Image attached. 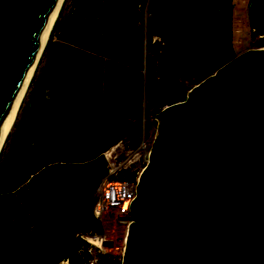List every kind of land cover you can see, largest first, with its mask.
<instances>
[{
    "label": "water",
    "instance_id": "95a60500",
    "mask_svg": "<svg viewBox=\"0 0 264 264\" xmlns=\"http://www.w3.org/2000/svg\"><path fill=\"white\" fill-rule=\"evenodd\" d=\"M57 1L0 0V138ZM120 58L105 61L103 90L141 104L144 62ZM160 116L120 216L122 264H264V46L230 55Z\"/></svg>",
    "mask_w": 264,
    "mask_h": 264
},
{
    "label": "trees",
    "instance_id": "16d2710c",
    "mask_svg": "<svg viewBox=\"0 0 264 264\" xmlns=\"http://www.w3.org/2000/svg\"><path fill=\"white\" fill-rule=\"evenodd\" d=\"M100 4L105 9L99 10L102 15L95 27H102L103 34L98 37L102 41L111 44L117 41L119 46L127 41L129 10L133 18L131 32L140 47L145 34L150 41L153 36H159L165 49L172 38H176L173 55H164L158 44L152 46L146 56V86L151 91L153 104H171L185 99L188 88L172 71H165L164 66L171 59L175 60L176 54L181 60H191L198 53L193 29L184 17L187 0H105ZM109 7H112L110 13ZM145 12L149 13L147 20ZM247 17L250 38L254 39L256 47L264 46V0H248ZM141 131L142 127L134 132L128 130L132 145L141 141ZM78 132L76 128H69L64 144L49 141L40 150L42 163L38 169L32 168L31 153L20 160L21 153L13 150L3 160L0 168V264H59L65 259L70 264H86L77 251L83 240L76 233L86 227L83 221L92 203L94 187L106 169L98 162L85 163L100 156L120 134L108 136L101 148L94 151L91 144L78 147ZM99 159L105 161L103 156ZM93 168L98 170L94 182L90 180ZM26 175L29 176L27 182L15 190ZM129 177H135V173Z\"/></svg>",
    "mask_w": 264,
    "mask_h": 264
},
{
    "label": "rangeland",
    "instance_id": "374dc122",
    "mask_svg": "<svg viewBox=\"0 0 264 264\" xmlns=\"http://www.w3.org/2000/svg\"><path fill=\"white\" fill-rule=\"evenodd\" d=\"M79 4L82 6L81 0H64L59 16L52 27L48 42L37 63L35 74L29 83L25 98L0 150V168L3 160L9 152L18 146V141L21 138L23 144L26 146L30 144L32 146L31 155L34 162L32 168L38 169L42 163L40 147L48 140L47 138L50 137L51 141L63 142L68 129L71 128L70 125H72L71 120L73 118L69 117V119L63 112L59 114L60 107H57V105L62 104L63 108L68 109L73 105V100L69 99L57 104L53 103V107L48 112L46 106L47 98L43 91V85L49 82V78L52 77L55 67L58 65L56 55L53 52L55 44H57L58 48L62 46L75 48L73 44L62 38L61 31L70 23L73 16H75L77 21H80L78 15ZM75 10L77 13L73 14ZM148 16L149 13L145 12L144 19L147 20ZM184 17L193 29L196 49L198 51L197 55L202 58V60L200 59L199 69L195 70L191 60H181L180 56L176 54L173 56L176 59H171V61L166 63L164 70L174 73L176 78L188 88L187 94L195 85L213 74L229 59L230 55L234 56L256 47L254 39L250 38L247 0H187ZM176 43V38H172L169 46L165 49L164 43L159 36H153L150 41L148 35L145 34L143 48L140 50V56L138 57L145 65L142 103H130L124 99H118V101L114 99L108 100L107 107L104 108L102 116L87 125L85 136L81 138V141L85 142V146L91 144L94 151L101 148L108 136L120 134L119 139L108 147L114 146L113 151L118 155L117 163H122L113 172V177L127 178L132 173H135L136 176L147 162L143 159V154L139 156L135 154V148L138 144L132 145L130 143L129 132H134L137 128L142 127L140 143L153 141L162 125L160 114L163 108L169 104H153L151 102V91L146 86L145 59L147 54L151 52L152 46L156 44L163 49L164 55H173ZM79 77L80 75L77 74L74 76L69 75L62 80L63 86H66L68 83L70 84L71 80H77ZM38 80H40V86L34 92V97L30 104V112L24 116L31 92L37 85ZM44 111V118L41 121L42 116L40 114H42L41 112L44 113ZM22 120L21 127L25 129L21 137L20 123ZM35 122H38L44 133L32 128ZM99 130H102V134L100 135ZM106 134L108 135L105 136ZM30 136L35 137L33 142H31ZM101 156L102 154L85 164L92 165L98 162L104 166L106 169L104 174H106L107 162L101 161L99 159ZM28 177L27 175L22 177L16 185L15 190L24 185ZM108 227L110 226L108 225ZM126 234V223H117L115 241L117 243L122 242ZM98 264H114V261L111 258H102Z\"/></svg>",
    "mask_w": 264,
    "mask_h": 264
},
{
    "label": "flooded vegetation",
    "instance_id": "af4514ba",
    "mask_svg": "<svg viewBox=\"0 0 264 264\" xmlns=\"http://www.w3.org/2000/svg\"><path fill=\"white\" fill-rule=\"evenodd\" d=\"M101 1L105 0H81L82 6L79 4L78 8L80 21L77 22L75 16H73L70 23L61 31L62 38L73 44L75 48L70 46L58 48L57 44H55L53 52L56 55L58 65L55 67L52 77L49 78V82L43 85V91L47 98L45 99L47 100L46 106L48 112L53 107V103L57 104L65 100H73V105L68 109L63 108L62 104L57 105V107H60L59 114L63 112L68 118H73L71 120L72 125L70 126L79 131L80 140L78 147L85 143L81 141V138L85 136L87 125L102 116L104 108L107 107L108 100L114 99L118 101V99H122L103 90L105 61L110 58L124 61L120 57L138 58L140 50L143 48V45L140 47L136 44L131 32V29H133V18L130 10L127 13L130 32L125 43L123 42L119 46L117 41L111 44L107 40L102 41L101 38H98L103 34V30L101 31L102 27H95L97 19L102 15L99 10L105 9L103 5L101 6ZM111 10L112 7L107 8L108 13ZM74 13H77L76 10L73 11ZM114 54H117L119 57H115ZM76 74L80 75L77 80H71V82L69 81L70 84L68 83L66 86H63V79L69 75L74 76ZM39 86L40 80H38L37 85L31 92L24 116L30 112V104L33 100L34 92ZM41 113L42 117L40 120L42 121L45 111ZM22 122L23 120L20 123L21 137L25 129L21 127ZM34 125L32 126L33 129L44 133L38 122H35ZM100 134H102V130H99ZM29 138L31 142L35 140L34 136H30ZM47 139L40 147V150L52 140L50 137ZM14 150L16 154L21 153L20 160H22L27 153L32 152V146L30 144L26 146L20 138L18 146Z\"/></svg>",
    "mask_w": 264,
    "mask_h": 264
},
{
    "label": "built area",
    "instance_id": "2783aa9c",
    "mask_svg": "<svg viewBox=\"0 0 264 264\" xmlns=\"http://www.w3.org/2000/svg\"><path fill=\"white\" fill-rule=\"evenodd\" d=\"M152 142H139L135 154H143V159L147 161ZM113 150L114 146H111L101 153L107 162V172L94 187L92 203L83 221L86 227L76 233L83 240L77 251L82 254L86 264H98L103 257L111 258L114 264H122L124 256L126 236L122 242L115 241L116 225L126 223L128 229L131 221L120 216L131 211V204L137 195L139 174L133 178L113 177V172L122 164L117 163L118 155ZM84 252L86 255H83ZM66 260L69 264V260Z\"/></svg>",
    "mask_w": 264,
    "mask_h": 264
},
{
    "label": "bare ground",
    "instance_id": "6f19581e",
    "mask_svg": "<svg viewBox=\"0 0 264 264\" xmlns=\"http://www.w3.org/2000/svg\"><path fill=\"white\" fill-rule=\"evenodd\" d=\"M63 3H64V0H58L53 11H52V13H51V15H50V17H49V20L47 22V25L45 27V30H44V33H43V36L41 39L39 49H38V51H37V53L33 59L30 71L27 75V78H26L15 102H14V105L11 109V112L9 114L7 121H6V124L4 125L3 133H2V136L0 138V150L2 149V146H3V144L7 138V135L9 133V131L11 130V127L15 121V117L19 112V109H20L21 104L23 102V99H24V96L26 94L29 83L31 82V79L33 78V76L35 74L39 58L45 49V46H46L48 39H49V36L51 34L52 27H53L55 21L57 20V18L59 16V13H60V10L62 8ZM59 264H67V262H66V260H64V261H61Z\"/></svg>",
    "mask_w": 264,
    "mask_h": 264
},
{
    "label": "crops",
    "instance_id": "0c3cea01",
    "mask_svg": "<svg viewBox=\"0 0 264 264\" xmlns=\"http://www.w3.org/2000/svg\"><path fill=\"white\" fill-rule=\"evenodd\" d=\"M247 2H248V0H247ZM248 18V17H247Z\"/></svg>",
    "mask_w": 264,
    "mask_h": 264
}]
</instances>
